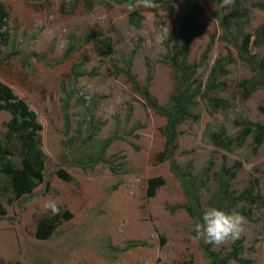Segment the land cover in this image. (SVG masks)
<instances>
[{
	"label": "rangeland",
	"instance_id": "rangeland-1",
	"mask_svg": "<svg viewBox=\"0 0 264 264\" xmlns=\"http://www.w3.org/2000/svg\"><path fill=\"white\" fill-rule=\"evenodd\" d=\"M1 1L8 15L0 33V80L37 113L47 159L44 182L31 195L9 203L11 191L0 193L7 209L0 217V264H212L193 230L201 221L184 208L173 209L187 202L181 180L169 161L157 160L166 144V117L146 105L125 75L115 74L116 66L131 59L136 80L143 85L150 74L151 93L166 105L178 83L164 57L188 6L197 7L203 31L190 43V61L199 62L214 37L199 78L207 81L218 57L230 53L233 60L220 77L227 85L219 96L228 107L213 110L200 99L191 110L195 117L178 127L175 159L182 169L190 165L194 175L211 167L200 195L203 210L213 206L214 172L240 164L231 188L236 195L254 188L253 203L234 207L249 214L240 213V258L264 264V142L254 151L249 136L238 146L235 123H264V88L244 93L241 82L255 72L236 47L221 40L217 0H156L157 9L139 7V26L117 0H92L91 8L84 0ZM240 13L243 30L251 34L249 51L264 62V0H240ZM10 117L0 112V137ZM215 132H223L230 145L217 146ZM13 159L20 161L17 154ZM58 169L73 179L59 177ZM156 176L165 183L149 196L148 180ZM47 201L60 206V224L50 238L39 239L38 222L53 216L44 209ZM65 211L73 217L65 218ZM235 240L211 249L225 258Z\"/></svg>",
	"mask_w": 264,
	"mask_h": 264
},
{
	"label": "trees",
	"instance_id": "trees-1",
	"mask_svg": "<svg viewBox=\"0 0 264 264\" xmlns=\"http://www.w3.org/2000/svg\"><path fill=\"white\" fill-rule=\"evenodd\" d=\"M89 8L93 6L92 0H84ZM119 3L128 4L130 0H117ZM157 3V1L155 0ZM221 15L218 16L219 24L222 29L221 40L231 43L237 48L240 56L254 69V76L241 82L244 93L247 96L257 90L264 88V62L257 63L255 55L249 51L251 34L243 30L240 13V0H236L234 9L229 13H224L221 6V0H217ZM155 7L153 9H157ZM139 7L130 12V21L139 26L143 17ZM7 12L3 2L0 0V33L1 28L5 25ZM199 13L197 7L188 6V10L183 11L181 30L175 36L172 48L167 52L164 61L167 62L175 73L177 80L176 90L171 94L169 102L166 105L159 103L150 89V74L142 85L136 80V75L132 72L131 59L126 60L122 67L116 66L115 74L125 75L127 81L132 85V90L139 93L145 100L148 107L152 108L157 114L166 117V125L162 131L164 133L166 144L164 149L158 154L159 162H170V168L175 176L181 180L187 202L184 205H176L173 209L184 208L188 214L201 221L203 208L200 195L207 186L211 167L203 170L199 175H194L190 165L182 169L175 159L176 140L178 137V127L187 120L194 118L191 110L202 99L211 105L213 110L226 109L227 100L220 97L219 94L226 88V81L221 80V76L228 74V65L232 63L233 58L228 53L226 56H220L216 60L207 81L204 83L198 76L199 68L208 58L211 51L213 40L208 44L202 58L199 62L190 61V43L200 36L203 31L197 24ZM1 39V36H0ZM1 41H3L1 39ZM0 41V42H1ZM111 49V46L109 47ZM264 114V105L260 107ZM7 111L11 117L6 121L7 130L0 137V193L11 191L12 196L8 197V202L13 203L25 195H31L34 190L44 182V171L46 167L47 156L41 147L40 131L43 129L41 122L38 120L37 113L29 103L20 97L14 89L7 83L0 80V112ZM68 120V118H67ZM238 126L236 141L238 146H243L249 136L253 137L254 151H258L264 142V123L252 122L247 119H238L235 121ZM96 128V126H92ZM214 143L217 146L227 147L230 140L223 132L213 134ZM111 142V139L104 145ZM18 155L20 161L16 163L13 159ZM235 169L223 167L218 172H214L213 178L216 181V189L211 199L213 206L226 209L228 211H238L244 215H249L245 211L237 210L236 207L240 202H254V188L252 185L245 188L238 195L231 188V181L237 175V169L240 164L235 163ZM57 175L66 181L73 179V176L65 169H58ZM207 173V177L204 174ZM46 182V188H49ZM165 183L162 176L152 177L148 180L147 194L153 196L157 189ZM7 214L5 205L0 200V217ZM64 217L70 219L73 214L69 211L64 212ZM60 224V214L51 217H43L39 222L36 230V237L39 239H48L56 231ZM205 252L211 257L212 264H227L229 259H236L241 263L251 264L250 260H242L240 254L243 251V238L239 237L233 243L232 250L225 258H217L216 253L211 249V244L204 245Z\"/></svg>",
	"mask_w": 264,
	"mask_h": 264
},
{
	"label": "clouds",
	"instance_id": "clouds-1",
	"mask_svg": "<svg viewBox=\"0 0 264 264\" xmlns=\"http://www.w3.org/2000/svg\"><path fill=\"white\" fill-rule=\"evenodd\" d=\"M236 0H221V6L233 8ZM159 5L155 0H130L127 4L129 12L135 11L138 7L155 8ZM260 195L264 196V192ZM44 209L52 215H59L60 206L55 201H47ZM244 217L235 210L228 211L216 206H209L204 210L201 222L193 226L196 239L202 240L205 244L222 245L228 239H238L244 228Z\"/></svg>",
	"mask_w": 264,
	"mask_h": 264
}]
</instances>
